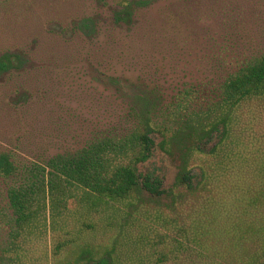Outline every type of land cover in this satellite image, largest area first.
<instances>
[{
    "label": "rangeland",
    "instance_id": "1",
    "mask_svg": "<svg viewBox=\"0 0 264 264\" xmlns=\"http://www.w3.org/2000/svg\"><path fill=\"white\" fill-rule=\"evenodd\" d=\"M120 1L0 0V57L18 53L28 59L0 74V152H14L24 164L44 163L82 149L100 131L130 128L127 103L134 92L109 78L157 87L171 102L186 88L218 84L237 68L239 56L264 52V0H155L139 8L131 24L119 26L114 13ZM87 17L98 26L90 37L77 27ZM245 114L237 131L247 160L240 165L237 159L254 170L264 156V114ZM216 159L218 165L212 157L192 162L222 168L226 161ZM153 163L141 171L160 174L164 166L167 194L139 188L122 201L79 195L47 236L26 232L17 240L0 178V264H69L89 250L91 256L80 261L86 264L114 246L121 255L140 250L155 262L168 244L164 232L177 231L173 226L182 225L183 215L200 200L197 195L181 200L186 192L174 187L178 170L172 160L158 157ZM222 182L213 181V197H226Z\"/></svg>",
    "mask_w": 264,
    "mask_h": 264
},
{
    "label": "trees",
    "instance_id": "2",
    "mask_svg": "<svg viewBox=\"0 0 264 264\" xmlns=\"http://www.w3.org/2000/svg\"><path fill=\"white\" fill-rule=\"evenodd\" d=\"M154 1L121 0L115 23L131 24L139 8ZM77 27L86 37L98 28L91 17ZM237 62V68L218 84L186 88L171 102L157 87H130L118 78H109L111 84L134 92L127 103L130 128L100 131L82 149L57 154L44 163L24 164L14 152H0V178L6 187L14 240L26 232L47 236L55 220L63 219L69 201L79 195L122 201L139 188L160 197L167 194L164 166L160 165V174L154 169L141 171V166L160 157L177 166L174 187L186 192L181 200L197 195L199 205L183 215L182 225L173 226L177 231L168 228L164 232L168 244L160 242L166 245L160 247L155 262L140 250L121 255L114 246L86 264H264V156L257 169L241 167L247 156L241 155L237 131L242 113L264 114V52L239 56ZM27 64L21 54L6 53L0 57V74ZM203 157H212L216 164V158H221L226 163L213 168L192 162ZM221 178L226 197L215 198L213 181L220 185ZM253 178L258 181L252 182ZM61 249L59 244L55 255ZM91 253L84 251L79 261L69 264H81Z\"/></svg>",
    "mask_w": 264,
    "mask_h": 264
}]
</instances>
